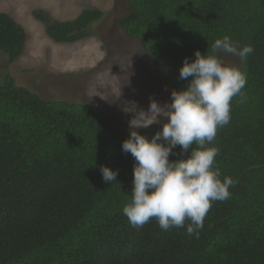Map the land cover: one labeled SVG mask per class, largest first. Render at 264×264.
<instances>
[{
	"label": "trees",
	"instance_id": "1",
	"mask_svg": "<svg viewBox=\"0 0 264 264\" xmlns=\"http://www.w3.org/2000/svg\"><path fill=\"white\" fill-rule=\"evenodd\" d=\"M127 2L124 34L140 41L177 90L189 83L179 69L197 49L210 53L225 35L254 47L246 62L235 57L247 74L244 99H232L231 119L212 142L221 179L237 183L228 199L212 202L198 236L187 234L189 221L167 231L155 218L132 227L122 212L135 164L121 150L130 133L100 109L46 99L7 73L0 83V264H264V0ZM105 14L85 8L62 21L34 11L60 43L87 38ZM26 40L0 4V51L14 62ZM161 129L138 132L151 139ZM188 154L177 146L169 159ZM102 165L118 170L117 181H103Z\"/></svg>",
	"mask_w": 264,
	"mask_h": 264
},
{
	"label": "clouds",
	"instance_id": "2",
	"mask_svg": "<svg viewBox=\"0 0 264 264\" xmlns=\"http://www.w3.org/2000/svg\"><path fill=\"white\" fill-rule=\"evenodd\" d=\"M253 52L251 44L241 47L228 35L217 38L210 53L197 49L195 59L185 58L179 69V79L189 81L187 87L173 89L166 107L152 100L147 112L153 118L130 125L131 129L146 128L159 123L160 117L166 118L151 139L131 130L121 145L135 160L131 199L122 208L132 227H142L155 218L167 231L183 228L189 221L187 234L198 236L212 202L230 197L229 188L237 180L229 176L221 179L220 169L214 167L219 150L212 142L217 129L231 119L232 99L240 96L243 102L247 74L239 66L225 63L220 54L246 62ZM177 146L181 153L189 154L170 160ZM100 172L105 183L117 181L118 170L102 165Z\"/></svg>",
	"mask_w": 264,
	"mask_h": 264
},
{
	"label": "rangeland",
	"instance_id": "3",
	"mask_svg": "<svg viewBox=\"0 0 264 264\" xmlns=\"http://www.w3.org/2000/svg\"><path fill=\"white\" fill-rule=\"evenodd\" d=\"M1 10L26 30L22 55L14 62L0 51V83L10 73L15 83L50 100L88 104L107 113L122 130L154 131L166 121L131 129L153 118L147 112L155 100L162 107L176 89L167 73L155 66L140 41L127 37L120 19L130 9L127 0H0ZM85 8H98L105 16L89 29V36L74 43L54 41L34 15L43 9L53 19L76 18ZM225 63L235 56L224 54Z\"/></svg>",
	"mask_w": 264,
	"mask_h": 264
}]
</instances>
